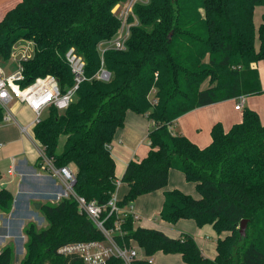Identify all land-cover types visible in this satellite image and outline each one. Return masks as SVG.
Listing matches in <instances>:
<instances>
[{
  "label": "trees",
  "instance_id": "trees-1",
  "mask_svg": "<svg viewBox=\"0 0 264 264\" xmlns=\"http://www.w3.org/2000/svg\"><path fill=\"white\" fill-rule=\"evenodd\" d=\"M125 1L20 0L0 21V60L11 57L19 40L34 43V54L21 60L23 86L51 74L65 90L74 83L67 51L74 47L85 60L86 79L74 100L64 110L51 106L33 128L35 139L57 167L74 164L75 191L101 204L123 181L129 190L119 205H132L140 195L166 187L171 168L196 183L199 197L180 189L166 191L159 217L171 224L181 218L194 219L198 226L211 224L218 234L215 257L206 256L192 234L172 237L137 225L130 214L122 222L125 234L117 240L141 249L142 257L132 264H156L150 258L159 251L180 253L184 264H264V123L260 115L245 108L242 120L228 130L219 122L214 124L211 142L205 147L171 130L180 116L198 107L262 92L255 64L264 61V12L258 28L254 13L257 6L264 7V0L138 3L135 17H130L127 48L108 49L102 60L99 45L121 27L112 9ZM102 62L112 72L109 81L96 76ZM128 110L151 121L150 143L147 155L131 160L120 180L110 144ZM3 117L0 106V120ZM36 179L31 183L38 191L42 182L54 195L37 194L36 199L22 193L15 210V196L0 180L1 212L15 215L21 204L33 199L42 203L39 211L47 221L43 227L34 221L20 222L26 236L20 264H85L80 254L59 249L71 242L103 240V233L72 197L54 201L62 190L56 177ZM115 219L110 216V226ZM244 219L247 229L242 237ZM15 252V243L4 245L0 264H14ZM101 264L123 261L111 257Z\"/></svg>",
  "mask_w": 264,
  "mask_h": 264
},
{
  "label": "crops",
  "instance_id": "crops-1",
  "mask_svg": "<svg viewBox=\"0 0 264 264\" xmlns=\"http://www.w3.org/2000/svg\"><path fill=\"white\" fill-rule=\"evenodd\" d=\"M19 1L0 0V21L6 12ZM262 7L257 6L255 8V12L257 13L258 11L259 15L258 18L256 16L258 23H255V25L257 28L258 24L260 25L262 22V12H264ZM33 54L29 56L31 57ZM255 67H257L260 74L262 92L246 96L243 109L250 108L255 110L264 123V61H259L255 64ZM11 69L8 68L7 72H12ZM236 103L237 99H227L198 107L180 116L172 125L171 130L173 133L186 135L200 147H205L211 142V129L214 124L219 122L228 130L233 124L242 120L244 110L236 109ZM9 107L17 121L12 122L11 120L5 122L4 120H0V180H2L1 184L14 194L15 204L13 209L15 210L17 206L16 201L22 193H26L28 197L32 196L36 198L37 194L52 197L54 192L51 189L45 188L42 182V184L40 183L37 186L39 191L31 183L37 180L36 178L38 177L50 176L49 173L41 169V166H38V161L40 162L39 145L32 138L25 136L21 131L20 125H29L32 122L34 118L32 109L28 104L17 100L15 102L12 101ZM150 128L151 121L146 116L133 110L126 112L125 123L116 130L110 144V151L116 164L115 174L120 180L131 160L141 159L147 155L150 143L148 140ZM31 133L33 138H35L33 128L31 129ZM28 139L31 141V144ZM70 167L76 171L74 164H70ZM11 168L14 169V172L9 173L8 171ZM26 178H29L30 183H26ZM58 183L61 184L59 179ZM173 189H180L195 197L200 196L195 182L188 181L180 170L171 168L166 187L142 194L133 201V212L138 216L137 225L160 229L172 237H178L182 232H188L194 236L203 253L210 258H214L217 254L216 239L218 234L211 224L198 226L194 219L187 218H181L177 223L171 224L159 217L165 202V192ZM128 190L127 183L120 181L117 188L119 199H122ZM32 202L34 203L36 200L32 199V201L26 203V210L29 212L32 210ZM4 219L7 220L6 228ZM15 220L17 218L12 212L6 214L0 211V229L2 230L0 231V250L7 243H15L10 231L12 221ZM17 223L22 224L20 222ZM24 254L23 252L20 255V259L24 257ZM152 259L156 264H184L180 253L165 254L159 251L152 256Z\"/></svg>",
  "mask_w": 264,
  "mask_h": 264
},
{
  "label": "built area",
  "instance_id": "built-area-1",
  "mask_svg": "<svg viewBox=\"0 0 264 264\" xmlns=\"http://www.w3.org/2000/svg\"><path fill=\"white\" fill-rule=\"evenodd\" d=\"M147 1L126 0L124 3H118L113 7L112 12L121 21V27L113 38L99 45L98 49L102 55V60L104 53L108 49L125 50L127 48V40L129 39L130 28L133 24L130 21V17H135L134 6ZM26 51L24 52L26 53ZM29 57V55L23 54L19 67L10 73H6L0 64V106L4 111V121H17L9 107L15 99L30 106L34 113V118L29 125H20V127L22 133L32 138L37 144L38 141L33 138L31 129L42 120L44 112L51 106L64 110L74 100L80 84L86 79L85 60L77 53L74 47H71L67 51L66 58L74 75V83L63 90L59 80L51 74L38 76L30 84L23 86L22 81H24L25 75L21 60ZM96 76L100 80L109 81L112 78V72L102 62V66ZM245 99L246 95H240L237 98L236 109L242 110L244 108ZM39 147L41 169L59 179L62 184V190L56 196L57 201L70 197L75 199L79 210L84 212L104 235L103 240L79 241L65 244L59 251L64 254L78 253L83 257L85 264H101L111 257L120 258L123 264H132L134 259L142 257V253L137 246H128L127 244L119 243L117 240V236L125 234L121 226L127 216L132 214L138 220V216L133 212V205L121 207L117 191L104 204L99 203L95 199L88 200L86 197L78 194L74 189L76 182L75 171L72 170L70 165L57 167L53 163V160L47 157L41 145ZM8 172L12 173L14 169L11 168ZM112 215L116 216V219L113 225L110 226L109 219ZM150 261H153V259L150 258Z\"/></svg>",
  "mask_w": 264,
  "mask_h": 264
},
{
  "label": "rangeland",
  "instance_id": "rangeland-1",
  "mask_svg": "<svg viewBox=\"0 0 264 264\" xmlns=\"http://www.w3.org/2000/svg\"><path fill=\"white\" fill-rule=\"evenodd\" d=\"M262 10H264L263 7H262ZM256 16L258 18V16H259L258 15V11H257V13L255 12V23H258V20L256 19ZM258 26H259V24H258ZM24 51H26V53ZM34 51H35V47H34V44L31 41L24 40V39L23 40H19L14 45L11 57L9 59H7V60H4V61L1 60L0 64L3 66L5 72L8 73L7 72L8 68H12L11 70L13 71L17 67H19V65H20L19 59L21 57H23V54H27V56H28V55L34 53ZM15 101H16V99L13 102H15ZM243 110L244 109H242L241 111H243ZM47 114H48V110H46L44 112L45 116ZM63 139L64 138H62V140ZM29 142L31 144L30 140H29ZM62 143H63V141H62ZM37 144L40 145L38 142H37ZM72 170H74V169L72 168ZM36 199H38V198H36ZM21 201H23V199ZM54 201H57V198H55ZM34 204H35V202L34 203L32 202L31 206L33 205V207H32V210L30 212L26 210V204H23V205L21 204V207L19 208V210L15 211L16 213H15L14 216L17 218L18 222H22L23 221V225H25L29 221H34L35 223L38 224L39 227H43V226L47 225V221L45 220V217H44L43 213L41 211H39V209H37ZM17 220L12 221V226H11V229H10V231H11V233L13 235V238H14V242H15L17 251H18V253L15 252V255H14V264H20V261H21L20 255L23 252L25 253V246L23 247V243H24V241H26V236L25 235L22 236L23 234L21 233L22 224L20 225V224L16 223ZM3 221H4L5 228H6L7 220L4 219ZM2 229H4V228H2ZM0 231H2V230L0 229ZM133 245L136 246L135 244H133ZM140 252L142 253L141 249H140Z\"/></svg>",
  "mask_w": 264,
  "mask_h": 264
},
{
  "label": "water",
  "instance_id": "water-1",
  "mask_svg": "<svg viewBox=\"0 0 264 264\" xmlns=\"http://www.w3.org/2000/svg\"><path fill=\"white\" fill-rule=\"evenodd\" d=\"M41 202H35V207L37 209H39L41 207ZM246 229H247V220L244 219L242 220L241 224H240V234L242 237L246 236Z\"/></svg>",
  "mask_w": 264,
  "mask_h": 264
}]
</instances>
